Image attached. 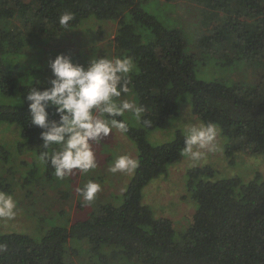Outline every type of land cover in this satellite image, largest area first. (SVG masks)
I'll return each instance as SVG.
<instances>
[{
	"label": "trees",
	"instance_id": "obj_1",
	"mask_svg": "<svg viewBox=\"0 0 264 264\" xmlns=\"http://www.w3.org/2000/svg\"><path fill=\"white\" fill-rule=\"evenodd\" d=\"M209 7L213 8L210 18L220 20L217 37L225 35L220 44L228 54L224 64L252 61L260 68L255 83L199 79L197 57L186 51L182 33L165 27L144 9L142 0H0V21H14L19 12L24 14L22 26L15 23L16 27H8L4 21L0 25V56L20 51L32 36L30 28L42 34L50 27L64 30L58 23L64 12L75 16L71 28L91 15L115 19L119 24L116 47L139 67L137 73L129 74L128 87L145 109L141 126L128 123L127 134L140 154L123 203L103 204L89 219L69 226L56 224L39 240L22 232L0 234V244L6 245L0 251V264H76L80 248L71 243L73 239L86 240L91 258L99 264H264V180L260 173L245 182L239 176L213 180L215 170L210 165L190 169L188 186L197 208L181 240L176 237L173 221L155 217L142 201L148 182L183 157L185 134L181 131L175 140L159 145L146 137L147 131L165 128L178 115L183 94L191 95L193 113L203 123H217L221 133L229 137V155L236 151L264 153V0H212ZM26 10L32 12L30 17ZM127 12L150 27L155 39L144 43L135 25L125 21ZM214 54L219 55L218 50ZM0 85L8 95L18 86L11 72L2 75ZM32 87L19 86L21 106L0 105V123L21 126L20 150H33L40 157L43 152L51 155L53 149L43 147L41 129L31 124L24 100ZM0 150L6 153L1 145ZM0 188L5 189L2 180Z\"/></svg>",
	"mask_w": 264,
	"mask_h": 264
},
{
	"label": "rangeland",
	"instance_id": "obj_2",
	"mask_svg": "<svg viewBox=\"0 0 264 264\" xmlns=\"http://www.w3.org/2000/svg\"><path fill=\"white\" fill-rule=\"evenodd\" d=\"M207 1L142 0V5L165 27L178 29L182 33L186 51L197 57L196 74L199 79L228 84L255 83L256 78L259 79L260 68L254 66L252 61L244 59L233 64H224L228 54L220 44L225 35L217 37L220 28L216 24L220 23V20L210 18L213 8L209 7V3L212 0ZM216 10L221 11L219 8ZM31 13L25 11L27 17H30ZM125 15V21L135 25L136 32L144 43L155 39L150 27L135 21L129 12ZM22 16L24 14L19 12L14 21H3L8 27H16L15 23L22 26ZM3 21H0L1 26ZM223 24L224 22L222 26ZM52 29L53 27H50L49 30ZM118 29L119 24L115 19H100L94 15L84 19L71 30H48V33L42 34L38 29L30 28L32 36H29L30 40L20 51L0 56V78L3 74L11 72L18 84L14 93L9 95L4 93L0 85V105L21 106L23 101L19 86L34 85L36 79L41 80L39 85L47 86L51 76L48 64L58 53L69 54L74 62L82 64H86L90 57L127 56L116 47L114 38ZM216 50L219 55L214 54ZM134 64L135 68L130 74L139 71L138 64L135 61ZM120 99H129L139 105L138 97L132 88ZM178 111V115L174 116L165 128L147 131L146 137L150 143L159 145L173 141L178 131L185 134L187 127L203 123L193 113L189 93L180 96ZM124 118L132 126H141V119L137 120L129 113H125ZM21 139V126L17 123H0V145L6 150V153L0 150V180L5 185V189L0 188V191L11 193L18 201L14 219L0 218V234L22 232L39 240L56 224L69 226L76 221L89 219L103 204L112 203L119 206L123 203L124 194L136 170L132 173L113 174L108 169L119 155L128 154L139 158L138 146L127 133L114 129L113 135L105 138L104 142L93 143L97 167L88 173L74 170L72 175L62 180L54 175V169H49L35 151L20 150L18 143ZM217 142L219 151L208 154L205 160L194 163L183 156L179 161L169 164L166 173L150 180L143 188V203L151 207L155 217H167L173 221L178 240L183 238L191 226L197 208L193 191L188 186L190 169L210 165L215 170V175L211 178L213 180L239 176L249 182L257 173H260L261 179L264 180V153L236 151L229 155L227 148L230 139L221 133V129ZM56 147L52 145L51 149ZM89 180L101 185V191L96 194V199L91 204L84 202L78 192ZM71 243L80 248V253L75 258L76 264H99V261L97 263L95 258H91L86 240L73 239Z\"/></svg>",
	"mask_w": 264,
	"mask_h": 264
},
{
	"label": "clouds",
	"instance_id": "obj_3",
	"mask_svg": "<svg viewBox=\"0 0 264 264\" xmlns=\"http://www.w3.org/2000/svg\"><path fill=\"white\" fill-rule=\"evenodd\" d=\"M74 19V14L68 11L60 16L58 23L65 31L71 30ZM48 66L51 76L47 86L39 87L41 80L36 79L24 100L31 124L41 129L39 140L43 147L57 146L51 155L41 153V160L50 163L54 175L62 180L74 170L88 173L95 169L93 143L104 142L113 135L114 129L127 133L129 125L125 113L139 120L145 109L132 100L120 99L129 92L128 77L135 68L131 56L90 57L82 64L74 62L69 54L58 53ZM219 133V125L212 121L187 127L181 155L194 163L205 160L208 154L219 151ZM138 167V159L124 154L117 156L108 170L113 174L132 173ZM100 191L101 185L92 180L78 189L88 204ZM17 205L11 193L0 191V218L14 219ZM5 249L6 245L0 244V251Z\"/></svg>",
	"mask_w": 264,
	"mask_h": 264
}]
</instances>
